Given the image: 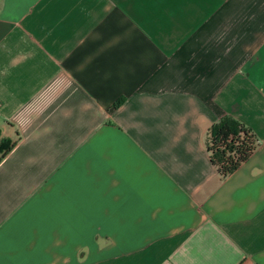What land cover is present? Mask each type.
Listing matches in <instances>:
<instances>
[{
	"label": "crops",
	"instance_id": "crops-1",
	"mask_svg": "<svg viewBox=\"0 0 264 264\" xmlns=\"http://www.w3.org/2000/svg\"><path fill=\"white\" fill-rule=\"evenodd\" d=\"M3 140L0 264H264V0H0Z\"/></svg>",
	"mask_w": 264,
	"mask_h": 264
},
{
	"label": "trees",
	"instance_id": "trees-1",
	"mask_svg": "<svg viewBox=\"0 0 264 264\" xmlns=\"http://www.w3.org/2000/svg\"><path fill=\"white\" fill-rule=\"evenodd\" d=\"M123 99L119 98L116 104L121 103ZM257 144L256 133L231 115H225L214 122L209 130L208 147L211 159L218 166L222 176L236 170L252 154ZM14 145L15 142L7 145L3 140L0 143L3 154L9 152Z\"/></svg>",
	"mask_w": 264,
	"mask_h": 264
}]
</instances>
